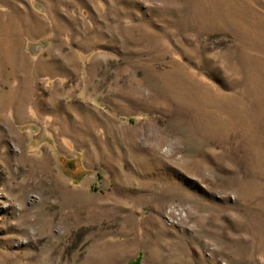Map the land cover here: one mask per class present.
I'll return each mask as SVG.
<instances>
[{"label":"rangeland","instance_id":"1","mask_svg":"<svg viewBox=\"0 0 264 264\" xmlns=\"http://www.w3.org/2000/svg\"><path fill=\"white\" fill-rule=\"evenodd\" d=\"M264 264V0H0V264Z\"/></svg>","mask_w":264,"mask_h":264},{"label":"trees","instance_id":"2","mask_svg":"<svg viewBox=\"0 0 264 264\" xmlns=\"http://www.w3.org/2000/svg\"><path fill=\"white\" fill-rule=\"evenodd\" d=\"M140 258L138 257L132 264H139Z\"/></svg>","mask_w":264,"mask_h":264}]
</instances>
